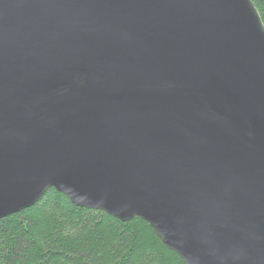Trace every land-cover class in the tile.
<instances>
[{
	"label": "water",
	"instance_id": "water-1",
	"mask_svg": "<svg viewBox=\"0 0 264 264\" xmlns=\"http://www.w3.org/2000/svg\"><path fill=\"white\" fill-rule=\"evenodd\" d=\"M51 190L183 264H264L251 0H0V220Z\"/></svg>",
	"mask_w": 264,
	"mask_h": 264
},
{
	"label": "trees",
	"instance_id": "trees-1",
	"mask_svg": "<svg viewBox=\"0 0 264 264\" xmlns=\"http://www.w3.org/2000/svg\"><path fill=\"white\" fill-rule=\"evenodd\" d=\"M264 25V0H251ZM0 264H183L134 219L77 208L53 190L0 220Z\"/></svg>",
	"mask_w": 264,
	"mask_h": 264
}]
</instances>
